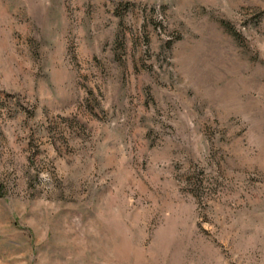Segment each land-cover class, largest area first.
<instances>
[{
    "label": "rangeland",
    "instance_id": "374dc122",
    "mask_svg": "<svg viewBox=\"0 0 264 264\" xmlns=\"http://www.w3.org/2000/svg\"><path fill=\"white\" fill-rule=\"evenodd\" d=\"M0 264H264V0H0Z\"/></svg>",
    "mask_w": 264,
    "mask_h": 264
}]
</instances>
